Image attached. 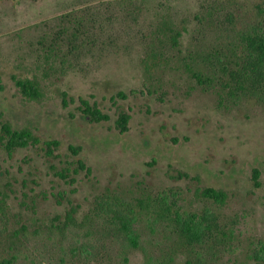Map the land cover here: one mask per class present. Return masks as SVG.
<instances>
[{
    "label": "rangeland",
    "instance_id": "rangeland-1",
    "mask_svg": "<svg viewBox=\"0 0 264 264\" xmlns=\"http://www.w3.org/2000/svg\"><path fill=\"white\" fill-rule=\"evenodd\" d=\"M261 8L264 0H0V124L40 140L11 154L0 145L9 235L0 259L264 264V102L233 99L223 69ZM19 80L34 81L40 97L24 96ZM83 100L110 120L94 121ZM121 111L131 116L126 133L116 127ZM207 187L225 192V203L203 196ZM114 198L136 213L129 239L103 221L97 250L19 234ZM206 210L218 236L188 243L173 217ZM15 235L26 246L14 251Z\"/></svg>",
    "mask_w": 264,
    "mask_h": 264
},
{
    "label": "trees",
    "instance_id": "trees-1",
    "mask_svg": "<svg viewBox=\"0 0 264 264\" xmlns=\"http://www.w3.org/2000/svg\"><path fill=\"white\" fill-rule=\"evenodd\" d=\"M236 51L230 58L228 65L223 66L227 71V86L230 88L233 99H253L258 98L264 102V9H260L257 21L252 24L240 36L236 45ZM232 66V67H231ZM195 76L200 83L207 82L213 84L214 78L196 73ZM18 87L22 90L24 96L28 98H39L40 91L37 84L32 80H19ZM121 96H124L121 94ZM84 113L90 116L96 122L109 121L110 116L104 113L96 104L91 105L88 101H82ZM130 114L121 111L116 121V127L121 133H126L129 129ZM40 140L34 133L27 129H14L9 123L0 124V145L3 146L9 154L16 149L25 148L30 144H37ZM59 145L58 141L47 142L48 148L52 151ZM75 154L81 150L80 147H71ZM79 166L92 173V169L82 160H79ZM258 173V172H257ZM257 175H255L256 181ZM258 183V182H257ZM259 185V183H258ZM202 195L212 199L219 204L225 203L227 194L213 187H207L202 190ZM6 213L2 201H0V244L3 243L7 234ZM175 222L176 231L184 240L191 244H205L218 236L220 232L218 219L209 211L202 213L188 214L182 218L177 214ZM102 223L109 226L110 230L121 233L128 239L133 231V225L137 222V216L130 203L123 199L114 198L107 200L104 204L95 205L87 214L83 216L76 208L67 210L64 215H58L51 220L49 225L44 228L35 229L28 233L27 226L22 225L19 234L23 233L27 243L37 244L46 242L49 246L56 240L60 245L68 249L80 248V250H97L99 244L98 226ZM7 236H9L7 234ZM23 239L15 235L10 238V250H18L23 246ZM26 245H24L25 247ZM97 257V256H95ZM16 254L12 257H2L0 264H16Z\"/></svg>",
    "mask_w": 264,
    "mask_h": 264
}]
</instances>
